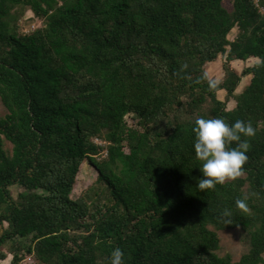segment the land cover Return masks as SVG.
I'll return each instance as SVG.
<instances>
[{
    "label": "trees",
    "instance_id": "1",
    "mask_svg": "<svg viewBox=\"0 0 264 264\" xmlns=\"http://www.w3.org/2000/svg\"><path fill=\"white\" fill-rule=\"evenodd\" d=\"M27 8L40 25L23 31ZM263 10L264 0H0V263L110 264L119 247L125 264H264ZM219 56L221 82L206 66ZM199 117L256 129L242 136V174L203 191ZM85 162L97 175L73 198ZM231 229L239 257L223 246Z\"/></svg>",
    "mask_w": 264,
    "mask_h": 264
},
{
    "label": "clouds",
    "instance_id": "2",
    "mask_svg": "<svg viewBox=\"0 0 264 264\" xmlns=\"http://www.w3.org/2000/svg\"><path fill=\"white\" fill-rule=\"evenodd\" d=\"M210 86L215 87V82L210 81ZM194 132L195 154L201 161L202 177L197 178V187L201 191L234 180L242 174L250 147L249 141L242 136L251 137L256 132L250 122L237 120L228 124L222 118L199 117L195 120ZM233 142H236L234 147ZM236 206L246 209V203L241 199L236 200ZM230 215V210L225 209L223 216ZM124 257L125 252L116 247L111 252L110 264H125Z\"/></svg>",
    "mask_w": 264,
    "mask_h": 264
},
{
    "label": "rangeland",
    "instance_id": "3",
    "mask_svg": "<svg viewBox=\"0 0 264 264\" xmlns=\"http://www.w3.org/2000/svg\"><path fill=\"white\" fill-rule=\"evenodd\" d=\"M225 4L227 8L233 7V0H225ZM264 11V10H263ZM40 20L34 19L33 12L30 9H26L25 16L21 20V28L23 31H29L33 29L34 26H39ZM236 35V31L232 32L231 37L233 38ZM254 63V60H248V61H235L233 62V66L236 67L239 70H243L248 65H251ZM207 71L210 73V75L217 80V82H221L225 78V70L223 67V58L219 56L218 60L208 63L207 65ZM250 80V75L244 76L243 78V85L248 83ZM226 95L225 92L221 93V97L224 98ZM236 105V101L234 98L231 99L229 103V108H232ZM0 112L4 114L6 112V108L1 102L0 99ZM127 120L129 123H134L136 121V118L131 114L127 116ZM100 140V139H99ZM102 141V140H100ZM96 171L95 169L88 163L85 162L82 166V169L79 173V176L77 178L76 184L72 191V197L78 198L79 195L83 192L85 188L96 178ZM13 190L15 194H17L19 191L22 190L21 187L15 186L13 187ZM1 232V229H0ZM223 236V246L225 251H230L234 254L235 257H239L240 254L244 250V244L242 243L240 239V230L239 229H231L226 230L222 232ZM30 241L26 240V243L28 244ZM9 247V245L7 246ZM11 258L10 257L7 260L2 261L0 264H11ZM32 260L27 258L22 264L30 263Z\"/></svg>",
    "mask_w": 264,
    "mask_h": 264
},
{
    "label": "built area",
    "instance_id": "4",
    "mask_svg": "<svg viewBox=\"0 0 264 264\" xmlns=\"http://www.w3.org/2000/svg\"><path fill=\"white\" fill-rule=\"evenodd\" d=\"M35 28V26L33 27V29ZM96 142L99 144H104V142L100 141L99 139H96Z\"/></svg>",
    "mask_w": 264,
    "mask_h": 264
}]
</instances>
